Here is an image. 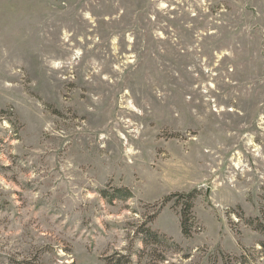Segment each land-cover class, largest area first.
Segmentation results:
<instances>
[{
  "label": "rangeland",
  "instance_id": "374dc122",
  "mask_svg": "<svg viewBox=\"0 0 264 264\" xmlns=\"http://www.w3.org/2000/svg\"><path fill=\"white\" fill-rule=\"evenodd\" d=\"M189 194L186 237L162 204ZM263 243L264 0H0V264H264Z\"/></svg>",
  "mask_w": 264,
  "mask_h": 264
},
{
  "label": "trees",
  "instance_id": "16d2710c",
  "mask_svg": "<svg viewBox=\"0 0 264 264\" xmlns=\"http://www.w3.org/2000/svg\"><path fill=\"white\" fill-rule=\"evenodd\" d=\"M103 194L106 196L107 192L103 191ZM114 196H116L115 199L130 198V197H132V193L128 189L120 188V189L115 190ZM174 197L179 198L180 203H178V204L182 205V221H181L182 232L186 237H190L192 234L191 221H192V212H193V208H194L195 197L193 194L174 195V196L171 195V196H168L164 200L162 207H164ZM142 233H144L148 239L156 241V242H160L159 238L165 237V236L161 235L160 233L155 232V231H153L147 227L142 229ZM148 239H146V242L149 241ZM262 247L264 249V243L262 244ZM124 259H125V261H123ZM130 263H131V261L129 259L126 260L125 257H123L121 260H118V261H110L109 262V264H130Z\"/></svg>",
  "mask_w": 264,
  "mask_h": 264
}]
</instances>
